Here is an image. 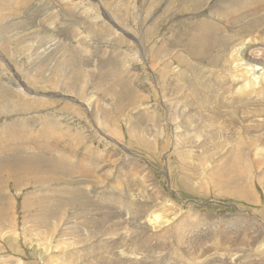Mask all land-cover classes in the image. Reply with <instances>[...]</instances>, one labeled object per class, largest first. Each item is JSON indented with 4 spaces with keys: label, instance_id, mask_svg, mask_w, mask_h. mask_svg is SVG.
<instances>
[{
    "label": "rangeland",
    "instance_id": "1",
    "mask_svg": "<svg viewBox=\"0 0 264 264\" xmlns=\"http://www.w3.org/2000/svg\"><path fill=\"white\" fill-rule=\"evenodd\" d=\"M219 1L0 0V125L23 124L0 141V264H264V190L256 179L262 171L239 162L235 170L217 168L221 160L211 158L208 145L201 160L180 155L173 124L183 108L172 121L167 106L186 102L189 114L198 101L167 96L169 83L158 71L170 63L169 81L184 70L183 91L193 85L195 64L181 57L185 35ZM242 22L229 27L239 33ZM245 35L239 36L249 46ZM47 130L50 139L40 135ZM46 144L53 150L46 152ZM63 153L86 161L87 174L94 171L69 187L82 204L57 203L56 216L32 195L50 187L69 196L65 181L80 173L55 166L50 158ZM27 195L36 198L29 209L22 205ZM145 211L162 214L164 223L139 225L133 218ZM177 222L194 240L161 247ZM66 226L77 239H60ZM80 233L89 240L79 241Z\"/></svg>",
    "mask_w": 264,
    "mask_h": 264
},
{
    "label": "bare ground",
    "instance_id": "2",
    "mask_svg": "<svg viewBox=\"0 0 264 264\" xmlns=\"http://www.w3.org/2000/svg\"><path fill=\"white\" fill-rule=\"evenodd\" d=\"M104 17H106V15ZM216 18H219V20L221 19V21H223L225 24L223 23V25H218L219 23L217 24V22L215 21ZM247 18H250V19L247 20ZM245 19L247 21L242 22ZM198 22H199V25L198 26L196 25L197 27L193 28L191 33L186 32L188 33L185 35V38H187V43L183 49V53H181L182 54L181 57L183 58L189 57L188 59L190 60L192 59L191 60L192 63L195 64L194 67L193 65L189 64V67H192L190 75L192 77L193 85L191 84L188 90L183 91L182 88H184V86L186 85L184 76H183L184 70H182L181 72L179 71L176 77L175 78L172 77L173 79L169 81L170 80L169 72L174 70V68L173 69L170 68V65H171L170 63L164 64L162 69L158 70L162 78V81L165 83H169L167 96L180 95V93H182L181 95L183 99H188V98L193 97L197 99L198 101L195 104L196 106L194 107V109L190 110L189 114H188V110L184 107L186 102H184L181 105V107L177 105L167 106L168 118L172 121H175L177 118V116H175L177 114V109L180 108L181 110V108H183L180 114L178 113L180 120L179 121L177 120L176 123L173 124V139H174L173 145L181 146L183 148L184 151L182 150L180 155L184 157L186 155L193 154L191 160H195V161L197 159H200V160L202 159V155L204 153L203 150L206 149L204 147L208 145L206 146V147H209L207 148V152L209 151V153L211 154V158L216 157L217 159H219L218 161L221 160L222 167L217 165V168L219 167L222 169L223 167H225L226 169L227 167V171L228 169L235 170L237 162L242 163L243 165L249 167L250 169L251 168L259 169L262 171V175L256 177V179L258 180V182L260 183V185L263 187V190H264V30H263L264 29V0L262 1L261 0H220L219 2L214 3L213 7L210 10V16L209 14L207 16L205 15ZM240 22L242 23L239 28V33L236 32L237 29H235L234 27H229V24L233 25V24H237ZM244 26L247 27V31H245L246 29H244ZM249 33H251L252 35H250ZM244 34H246L245 35L246 39L248 38L247 44H249V46H244L243 43H245V40H242L243 37L239 36V35H244ZM241 40H242L241 44H237V45L235 44L236 42L241 41ZM1 58L2 60H4L3 57ZM178 61H179V65L181 66L182 61L184 60L181 58H178ZM227 63L229 64V68H232L229 71L230 73H227V67H228ZM151 67H153V63H151ZM217 74H219V76H217ZM251 77H253V79H251ZM24 85L21 86L23 88L22 91H25L27 92V94H29L28 93L29 89H27V87H25ZM228 94H231L230 98ZM88 109H90L89 105H88ZM226 115L227 117H226V123H225ZM231 118L233 119L231 120ZM21 126L18 124L15 126L12 125L11 127L9 126V123L1 124L0 125V141L3 139L5 140L6 137H4V135L8 131L13 132L15 128H20ZM21 129L22 127L20 128V130ZM44 130H46V128ZM48 130L46 131V133L45 132L42 133L41 131L40 132L41 137L45 136L50 139L52 133L47 134V132L50 133ZM21 133L23 134V132ZM55 133L56 132H54V136L56 137ZM239 134L243 135V139L241 141H237V139H234V137L238 136ZM16 136L17 135L15 133H11L8 135L9 138H15ZM217 142L222 144L221 146L218 145V147H220L221 149H218V147L216 146ZM232 144H237V145H232ZM225 148H227V153L224 152ZM45 150L46 152H48V150L52 151L53 148L52 146L47 145ZM40 152L41 151L39 150L38 153ZM57 155L58 157L56 158H50L53 163L57 164L55 165L56 167L60 165L61 171L66 172V173H76V174L80 173V177L77 181H75L72 178H70V180H68L67 182L65 181V183H67V186L64 187L63 190L66 189L69 192L68 197H65V196L63 197L61 195L58 196L59 191L57 189H52L50 187L45 188L44 190L41 188V190H39L41 192L37 194L34 193V195H32L34 197L39 198L40 196H42V199H43L42 203L44 204L41 203L42 205L39 206L40 210H44V208L45 209L51 208V211L54 212L55 210L53 209V206L57 203L59 205L65 204L63 206L67 205V206H71L74 208L78 204H82V202L78 203L76 201L77 199L75 198L74 193L71 191L69 187H71L74 182L77 183L75 185L76 188L80 187L81 186L80 182L87 179L88 175L93 174V171H94L93 169V171L91 170L92 172L90 174H87L88 171L84 170V166H85L84 164L86 163V161H80L79 163H77L78 162L77 161L74 163L72 159L69 156L65 155L64 153L57 154ZM132 159H135V158H132ZM96 160L98 159L96 158ZM125 161L131 162L133 160L126 159ZM138 161L141 162V160H138ZM17 165H15V168ZM184 165H185V170H186L187 165L185 164V162H184ZM4 169H7V168H4ZM10 171L12 172L13 170H10ZM24 174H26V172ZM41 174L42 173L40 172L39 176ZM91 176L92 175H90V177ZM235 176L237 177V175ZM229 177L230 175L228 176V178ZM14 179H17V178H14ZM9 181H10V178H9ZM244 186L246 187V184H244ZM32 198L31 197L28 198V195H27L25 200L23 199L24 204L22 203L21 204L25 208L29 209L30 207L28 206L32 203ZM72 200H75L74 205L71 204ZM84 203H87V201H84ZM111 204H112V201H111ZM139 208L140 207H138V209ZM146 209L144 208V210ZM57 214L56 216H58ZM133 220L138 221V222L140 221L139 225H144V227L149 224H154L155 226H161V224L164 223L162 214H152V215L148 214L147 215L146 211L141 214H138V213L135 214ZM2 221L0 220L1 223ZM11 223L12 222H10V224ZM46 227L48 228V224H46ZM71 229L72 227H67V226L66 228H62L61 229L62 233H60V236H59L60 239L64 236L67 237L69 235H72L71 238H73L74 240L77 239V236L74 235V234L77 235V231H73V233L70 234ZM191 231L187 229V226L182 227V225H180L179 222H177L174 226H172L170 229L164 232L165 235L161 237V241H162L160 242L161 247L164 241H167V240L169 241V244H170L172 240L178 239V246L187 244L189 241L194 240V238H191L189 234ZM171 232L174 235L172 239L170 238ZM106 234L108 235V233ZM85 237H82V234H81L80 237L78 236V239L79 241H88L89 236H87L86 238ZM116 237H117V234H116ZM63 240L65 239L63 238ZM125 241L129 242L131 245V242L133 240H132V237L128 235L126 236ZM157 243H159V241H157ZM262 248L264 249V244L261 247V249ZM256 249L255 251H257ZM262 255L264 256V251H262Z\"/></svg>",
    "mask_w": 264,
    "mask_h": 264
}]
</instances>
